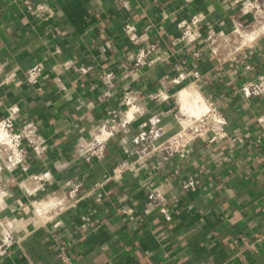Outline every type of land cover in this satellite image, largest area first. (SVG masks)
<instances>
[{
	"label": "crops",
	"instance_id": "1",
	"mask_svg": "<svg viewBox=\"0 0 264 264\" xmlns=\"http://www.w3.org/2000/svg\"><path fill=\"white\" fill-rule=\"evenodd\" d=\"M33 1L46 14L23 0H0V117L16 106V124H35L46 143L43 156L29 152L26 168L2 173L0 226L14 242L0 264H59L62 245L73 264H264L263 130L255 141L264 96L244 100L238 91L248 79L242 52L253 73L264 74V23L239 13L245 0ZM126 23L144 33L141 45H155L141 66L126 57L137 49ZM236 23L252 33L237 36ZM187 24L200 33L191 42L181 38ZM37 65L39 80L29 84L26 71ZM163 81L167 98H150ZM124 88L145 102L144 113L105 139L102 157H78L80 139L122 115ZM184 88L213 101L228 136L198 139L183 158L163 162L154 152L138 161L132 137L156 112L162 132L154 144L176 132V94ZM236 132L248 134L237 141ZM189 175L199 184L186 190ZM72 183L80 185L74 204L48 220L32 208L48 194H67ZM154 186L164 200L151 209ZM167 204L169 221L159 212Z\"/></svg>",
	"mask_w": 264,
	"mask_h": 264
},
{
	"label": "built area",
	"instance_id": "2",
	"mask_svg": "<svg viewBox=\"0 0 264 264\" xmlns=\"http://www.w3.org/2000/svg\"><path fill=\"white\" fill-rule=\"evenodd\" d=\"M25 7L34 14H46L45 4L35 2L33 0H23ZM47 8V9H46ZM240 14H249L252 16V24L264 23V0H245L241 7L238 9ZM198 19L194 18L192 23H196ZM252 27H248L247 24L236 23L233 29L234 34L237 36H246L252 33L248 31ZM123 31L130 42L137 46L135 51H129L126 54L133 65L141 66L146 63L148 56L155 50V45L152 43H146L141 45L144 40V33L139 34L136 27L131 23H126L123 26ZM200 35L198 30L191 29L190 25L184 26L182 30V37L187 42L195 40ZM197 54V53H194ZM244 52H242V74L248 79L243 82L239 88V93L244 100H249L251 97H263L264 96V74L253 73L254 67L247 63L244 58ZM231 61H237V55L230 57ZM68 62H65L64 67L68 66ZM62 65V68H63ZM42 66L37 65L26 71V81L29 84H36L38 82V76L41 73ZM113 74L111 72L104 74L105 82L109 83ZM182 75L172 78L170 81L178 83L182 78ZM162 88L156 93L149 95L150 98H159L165 100L167 95L163 93V89L166 88V83L161 82ZM185 89V88H184ZM192 90L193 93L199 94L201 99L195 104L197 107L191 108V106H184L178 98V92L176 94V102L178 104V129L171 134L168 138L159 144H154V140L162 132L161 127L156 124L159 121V113L156 112L150 116L145 122L141 124V129L132 137L133 152L137 160H141L151 153H159L162 155L163 162H168L176 157H185L191 150L192 144L198 139H207L209 141H215L228 136L225 125L226 119L221 115L217 106L208 97L201 94L200 91L193 88H186ZM123 103L126 105L122 115L118 116V120L112 119L110 124H100L99 127L91 133L89 138L80 139L79 148L76 150L77 156L89 160L91 157H102L104 154L105 139L114 135L120 130L124 131V125L127 121L132 120L136 115H141L145 111V102L138 100L136 93L132 92L128 88H124L122 94ZM132 110L129 115L128 111ZM18 108L16 106H10L5 116L0 117V198L3 197L5 190L2 184V173L5 169H24L27 166L29 152L32 151L35 156L41 157L46 150V143L43 139L37 135V127L35 124H29L25 126H18L16 124ZM259 133L256 138V142H260V133L264 131V114L258 118ZM247 132H236L232 137L237 141H241ZM232 139V140H233ZM121 168L127 167V163H122ZM116 170L119 173L122 169ZM179 166L175 168L178 173ZM39 178V177H37ZM199 184V180L194 175H189L182 181V187L184 189H195ZM79 184H73L67 194L51 193L44 198H40L37 202L32 203V208L36 213L44 220H48L52 214H56L60 210L64 209L66 205L74 204L77 200V190ZM149 198L151 200V209L156 208L164 200L162 190L158 186H154L149 192ZM159 212L169 221L171 219L170 205H161ZM85 221H89L90 216H84ZM55 223L54 225H56ZM1 225V221H0ZM258 240H263L261 236ZM13 238L11 232L5 230L0 226V256L4 255L7 249L13 244ZM59 264H73L71 258L67 254L65 246H61L58 249Z\"/></svg>",
	"mask_w": 264,
	"mask_h": 264
},
{
	"label": "bare ground",
	"instance_id": "3",
	"mask_svg": "<svg viewBox=\"0 0 264 264\" xmlns=\"http://www.w3.org/2000/svg\"><path fill=\"white\" fill-rule=\"evenodd\" d=\"M184 91H189V92H186V93H184V95H182V93ZM178 98H179V100H180V102L182 104V107L187 105V106H191V108L197 107L195 104L201 99L199 94H196V93L194 94L192 90L190 91V90H187V89H182L178 93Z\"/></svg>",
	"mask_w": 264,
	"mask_h": 264
},
{
	"label": "rangeland",
	"instance_id": "4",
	"mask_svg": "<svg viewBox=\"0 0 264 264\" xmlns=\"http://www.w3.org/2000/svg\"><path fill=\"white\" fill-rule=\"evenodd\" d=\"M181 91V90H180Z\"/></svg>",
	"mask_w": 264,
	"mask_h": 264
}]
</instances>
